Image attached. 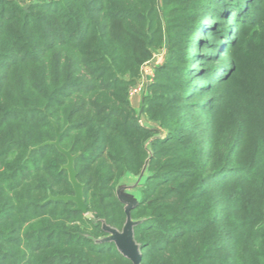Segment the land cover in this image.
Wrapping results in <instances>:
<instances>
[{"label": "trees", "instance_id": "obj_1", "mask_svg": "<svg viewBox=\"0 0 264 264\" xmlns=\"http://www.w3.org/2000/svg\"><path fill=\"white\" fill-rule=\"evenodd\" d=\"M144 166L140 264H264V0H0V264H131Z\"/></svg>", "mask_w": 264, "mask_h": 264}, {"label": "water", "instance_id": "obj_2", "mask_svg": "<svg viewBox=\"0 0 264 264\" xmlns=\"http://www.w3.org/2000/svg\"><path fill=\"white\" fill-rule=\"evenodd\" d=\"M53 127L55 130L56 138L53 142H48L46 144H51L55 146V148L66 157V164L62 166L63 169L67 171L68 180L73 189V195H64V196H49L47 201H62V202H73L75 204V210L81 212L82 214H87V207L83 200V186L79 184L76 180V174L73 167L74 157L70 154L69 151H65L59 146V138L61 133L58 131L57 127L53 123ZM145 166L142 169L137 181L132 186H120L116 190V197L120 203L124 205V214H125V222L121 230H117L115 228H111L107 226L105 223H102V231L107 234L106 237L99 240L100 242H112L116 247L117 251L126 259H128L131 264H140L141 254L140 247L134 240V227L138 224V222H134L131 220L130 212L137 205V200L133 197L127 189L131 190L134 188L144 174Z\"/></svg>", "mask_w": 264, "mask_h": 264}, {"label": "rangeland", "instance_id": "obj_3", "mask_svg": "<svg viewBox=\"0 0 264 264\" xmlns=\"http://www.w3.org/2000/svg\"><path fill=\"white\" fill-rule=\"evenodd\" d=\"M212 42H213V39L209 40L208 43H207L208 46L206 48H201V50H200L201 55L205 54L207 48L211 45ZM164 56H165V51L164 50L158 51L157 54L154 57L153 63L156 64V65L162 64L163 61H164ZM147 67H146V70L149 73V75L152 74V72L150 70V67H148V68ZM143 76H144V73L142 72L141 79H142ZM129 98L130 99H134V100L135 99L139 100L140 95H138L137 93H132V94H130ZM142 123L145 124L144 121ZM136 181H137V178H129V180H126L125 182H123V184L121 186H132V185H134L136 183ZM127 192L130 193V190L127 189Z\"/></svg>", "mask_w": 264, "mask_h": 264}, {"label": "built area", "instance_id": "obj_4", "mask_svg": "<svg viewBox=\"0 0 264 264\" xmlns=\"http://www.w3.org/2000/svg\"><path fill=\"white\" fill-rule=\"evenodd\" d=\"M142 72L144 73V76L142 77L140 83L137 86L130 89L129 96L132 93H137L139 95L141 93L142 87L146 84V81L148 80V78H150L151 74L149 75V73L146 70V67L143 69Z\"/></svg>", "mask_w": 264, "mask_h": 264}, {"label": "crops", "instance_id": "obj_5", "mask_svg": "<svg viewBox=\"0 0 264 264\" xmlns=\"http://www.w3.org/2000/svg\"><path fill=\"white\" fill-rule=\"evenodd\" d=\"M130 101H131V105H132V107H134V108H137L138 107V105H139V102H140V98H139V100H137V99H130Z\"/></svg>", "mask_w": 264, "mask_h": 264}]
</instances>
